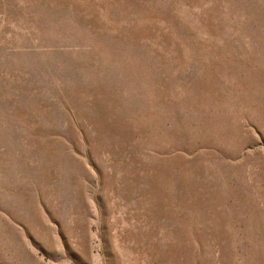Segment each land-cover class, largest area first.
<instances>
[{"label":"rangeland","instance_id":"374dc122","mask_svg":"<svg viewBox=\"0 0 264 264\" xmlns=\"http://www.w3.org/2000/svg\"><path fill=\"white\" fill-rule=\"evenodd\" d=\"M0 264H264V0H0Z\"/></svg>","mask_w":264,"mask_h":264}]
</instances>
